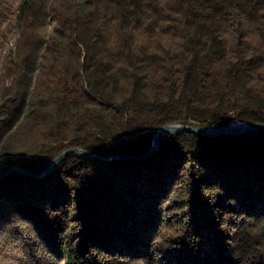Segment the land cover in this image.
<instances>
[{"label":"trees","instance_id":"trees-1","mask_svg":"<svg viewBox=\"0 0 264 264\" xmlns=\"http://www.w3.org/2000/svg\"><path fill=\"white\" fill-rule=\"evenodd\" d=\"M247 121L264 0H0V173ZM0 264H264V132L0 177Z\"/></svg>","mask_w":264,"mask_h":264},{"label":"water","instance_id":"water-1","mask_svg":"<svg viewBox=\"0 0 264 264\" xmlns=\"http://www.w3.org/2000/svg\"><path fill=\"white\" fill-rule=\"evenodd\" d=\"M264 132V125L255 123V122H235L228 126H220V127H194V126H183V125H169L159 128L153 139V143L149 150H147L144 154L138 156H127V155H119L111 158H101L97 155L91 154L83 149H72L61 156L56 158L43 172L36 175L30 171L25 170L22 167H16L10 171L0 173V177H6L14 174H23L32 177H48L50 176L66 159L70 157H81L85 159H99L103 161H115L122 159H143L147 158L155 153L160 151L161 146V138L166 135H175L181 133H188L194 135H201L209 138H216L219 136H239L246 133L253 132Z\"/></svg>","mask_w":264,"mask_h":264}]
</instances>
